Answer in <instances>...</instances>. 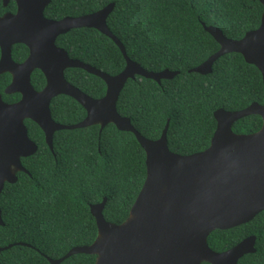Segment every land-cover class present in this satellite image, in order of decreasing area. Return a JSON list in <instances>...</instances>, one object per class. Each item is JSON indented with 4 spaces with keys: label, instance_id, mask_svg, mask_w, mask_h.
<instances>
[{
    "label": "trees",
    "instance_id": "1",
    "mask_svg": "<svg viewBox=\"0 0 264 264\" xmlns=\"http://www.w3.org/2000/svg\"><path fill=\"white\" fill-rule=\"evenodd\" d=\"M113 3L106 27L123 46L127 58L148 72L164 69L177 74L170 80L134 76L127 80L115 103L118 115L129 119L142 137L156 140L168 120L166 145L170 152L188 155L204 150L212 136L213 111H237L250 103L263 104L264 93L258 71L242 57L229 53L216 59L211 72L201 76L188 70L203 62L217 44L203 31L217 28L224 37L237 40L259 24L262 6L255 0H50L45 18L82 16ZM10 2L0 15L13 12ZM55 45L68 58L79 60L113 76L124 61L117 47L89 28L72 29L60 35ZM22 45H13L11 58L25 55ZM64 79L93 99L103 96V82L80 69H65ZM0 75V92L8 84ZM30 83L35 90L44 85L34 71ZM10 101L17 95H9ZM6 97V98H8ZM51 119L62 125L81 121L84 110L71 98L58 95L49 105ZM261 125L258 116H247L231 126L234 134H249ZM27 137L37 149L20 159L27 174L16 173L13 184L4 183L0 192V247L23 243L0 252V264H48L72 247L89 245L96 235L88 206L105 198L102 217L112 224L128 216L145 177L144 153L129 132L112 124L60 130L52 135V152L41 131L25 122ZM246 236H254L253 254L236 264H264V211L237 227L212 231L208 248L222 252ZM94 256L72 255L60 264H93ZM206 264V263H202Z\"/></svg>",
    "mask_w": 264,
    "mask_h": 264
},
{
    "label": "water",
    "instance_id": "2",
    "mask_svg": "<svg viewBox=\"0 0 264 264\" xmlns=\"http://www.w3.org/2000/svg\"><path fill=\"white\" fill-rule=\"evenodd\" d=\"M8 1L2 0V5ZM13 1L15 14L0 16V74L11 75L5 94L17 93L20 100L11 105L0 101V192L4 183L16 181L17 172L26 174L20 159L36 151L27 137L24 119L41 130L49 149L56 131L93 125L101 130L112 124L117 131L131 133L144 153L145 177L126 219L117 225L106 222L102 217L105 198L89 205L96 229L93 241L72 247L58 259L47 258L48 264H60L76 254L94 256L93 264H236L244 255L253 254L254 236H246L222 252L210 250L206 238L212 231L246 224L264 211V103H250L237 111L216 109L212 113L215 128L208 146L188 155L174 154L166 145L168 120L159 137L148 140L133 129L128 118L116 112V100L127 80L139 76L158 84L177 73L166 69L148 72L127 58L123 46L106 27L113 3L90 14L56 21L42 16L49 0ZM255 1L262 6L259 24L237 40L224 37L215 27L200 24L218 49L189 69V73L207 75L216 59L236 53L258 71L264 93V0ZM79 28L93 29L111 40L124 61L120 72L107 75L70 60L62 49L55 47L57 36ZM15 44L28 49L27 58L20 64L10 60V48ZM70 68L100 79L105 86L103 96L90 98L67 83L63 71ZM34 69L45 79L39 92L29 84ZM58 95L74 100L84 110V118L69 126L54 123L48 105ZM247 116L260 118L259 129L234 134L232 124ZM9 247L0 248V252Z\"/></svg>",
    "mask_w": 264,
    "mask_h": 264
},
{
    "label": "flooded vegetation",
    "instance_id": "3",
    "mask_svg": "<svg viewBox=\"0 0 264 264\" xmlns=\"http://www.w3.org/2000/svg\"><path fill=\"white\" fill-rule=\"evenodd\" d=\"M50 1V0H49ZM10 2H13V5H14V11L13 12H4L2 15H4V14H15V12H16V4H15V2L13 1V0H9L8 1V3L5 5V6H3L2 5V7H6ZM1 4H2V0H1ZM48 4H49V2H48ZM48 4L44 7V8H46L47 6H48ZM44 8H43V10H44ZM2 15H0V16H2ZM42 16H43V18L44 19H46V20H60V19H62V18H64V17H62V18H60V19H49V18H45L44 17V15H43V11H42ZM65 17H73V16H65ZM253 30V29H252ZM70 31V30H69ZM68 31V32H69ZM250 31V30H249ZM247 32V31H246ZM67 33V32H66ZM66 33H64V34H66ZM63 35V34H62ZM60 36V35H59ZM58 37V36H57ZM56 37V38H57ZM56 38H55V40H56ZM55 40H54V45H55ZM15 45H21V44H15ZM13 46V45H12ZM12 46H11V48H12ZM24 48H25V55L22 57V59L21 60H17V61H14V60H12V58H11V48H10V60L13 62V63H15V64H20V63H22L26 58H27V56H28V49H27V47H25L24 45H22ZM55 47H57V48H60V47H58V46H56L55 45ZM60 49H62V48H60ZM63 50V49H62ZM64 51V50H63ZM65 52V51H64ZM66 53V52H65ZM67 55V54H66ZM68 57V56H67ZM70 59V58H69ZM70 60H76V59H70ZM79 61V60H78ZM82 63V62H81ZM83 64H85V63H83ZM88 65V64H87ZM34 71H38V70H36V69H34L31 73H30V75H29V84H30V86L32 87V85H31V83H30V77H31V74L34 72ZM38 72H40V71H38ZM64 72V71H63ZM2 74H7L8 75V77H9V81H8V84H6L3 88H2V90H1V92H0V101L3 103V104H5V105H11V104H14V103H16V102H18L19 100H20V95L19 94H17V93H13V94H5V88L10 84V82H11V75L8 73V72H4V73H1L0 75H2ZM40 74H41V72H40ZM42 75V74H41ZM42 77H43V75H42ZM64 77V76H63ZM43 81H44V84H45V79H44V77H43ZM66 81V80H65ZM67 82V81H66ZM68 83V82H67ZM44 87V85L42 86V88ZM33 88V87H32ZM41 88V89H42ZM41 89H39V90H35L34 88H33V90L35 91V92H39ZM17 95V99L16 100H13V101H10V98L8 97L9 95ZM6 97H8V98H6ZM56 97V96H55ZM54 97V98H55ZM53 99V98H52ZM51 99V100H52ZM51 100H50V102H51ZM50 102H49V105H50ZM49 105H48V109H49ZM49 113H50V110H49ZM50 117H51V115H50ZM52 120V119H51ZM27 121H29L30 123H33V122H31L30 120H27V119H24L23 120V126L25 127V122H27ZM53 121V120H52ZM54 123H56L55 121H53ZM34 124V123H33ZM57 124H59V123H57ZM35 125V124H34ZM62 125V124H61ZM66 126H69V125H66ZM25 129H26V127H25ZM39 129V128H38ZM40 130V129H39ZM41 131V130H40ZM42 133V132H41ZM26 134H27V130H26ZM53 135V134H52ZM42 137H43V134H42ZM29 139V138H28ZM30 140V139H29ZM31 142H33L32 140H30ZM43 142H44V137H43ZM34 143V142H33ZM44 144H45V142H44ZM35 145V144H34ZM36 146V145H35ZM45 146H46V144H45ZM46 148L49 150V152H52V141H51V149H49L47 146H46ZM36 149H37V147H36ZM35 153V152H34ZM33 153V154H34ZM32 154V155H33ZM32 155H30V156H32ZM29 157V156H28ZM25 158H27V157H25ZM22 159V158H21ZM21 164V163H20ZM23 168V167H22ZM24 169V168H23ZM25 170V169H24ZM26 171V170H25ZM17 173H22V172H17ZM25 174V173H24ZM26 174H27V172H26ZM15 176H16V174H15ZM8 184V183H7ZM4 185V184H3ZM3 188V187H2ZM1 226V225H0ZM10 245V247H12L13 245H16V246H27V245H25V244H23V243H16V244H9ZM6 246H8V245H6ZM5 247V246H4ZM9 247V248H10ZM0 248H2V247H0Z\"/></svg>",
    "mask_w": 264,
    "mask_h": 264
}]
</instances>
